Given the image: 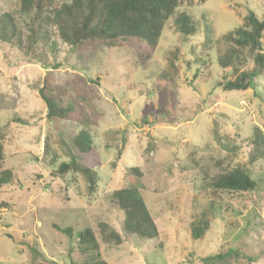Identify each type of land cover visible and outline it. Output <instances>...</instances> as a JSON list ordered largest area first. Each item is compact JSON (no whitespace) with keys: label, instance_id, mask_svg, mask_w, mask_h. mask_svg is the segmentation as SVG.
<instances>
[{"label":"rangeland","instance_id":"1","mask_svg":"<svg viewBox=\"0 0 264 264\" xmlns=\"http://www.w3.org/2000/svg\"><path fill=\"white\" fill-rule=\"evenodd\" d=\"M19 6L0 0V16H14L26 41ZM249 12L262 20L264 0H184L153 49L132 39L93 40L72 51L56 28L30 52L0 41V177L9 171L12 178L0 188V264H82L90 254L80 252L77 237L87 229L108 264H206L217 255L208 264H264V145H254L257 129L264 139V74L247 91L218 85L234 80L218 60ZM181 14L194 35L178 31ZM253 67L249 58L244 71ZM40 90L80 107L79 129L91 132L101 161L95 193L80 173H59L79 158L76 132L49 122ZM235 168L260 181L257 191L212 187ZM124 188L140 190L157 240L124 234L113 198ZM200 221L209 231L194 239Z\"/></svg>","mask_w":264,"mask_h":264},{"label":"trees","instance_id":"2","mask_svg":"<svg viewBox=\"0 0 264 264\" xmlns=\"http://www.w3.org/2000/svg\"><path fill=\"white\" fill-rule=\"evenodd\" d=\"M205 3L206 0H198ZM184 0H20L19 13L28 18L24 27L28 32L26 41L18 30V23L11 14L0 16V41L15 43L21 50L30 52L41 41L50 39V29L56 28L64 44L77 50L88 41H99L109 46L119 42L137 40L148 48H156L160 42L167 22L183 5ZM178 31L184 36L196 33L192 20L187 14H181L177 19ZM264 18L260 20L254 12H249L244 18V25L230 32L225 41L229 48L221 55L218 65L221 69L231 72L234 80L218 84L225 91H247L254 81L264 74ZM57 44L51 45L56 54ZM177 53L174 60L177 61ZM251 58L254 67L245 70L248 59ZM43 63L42 60H39ZM189 65V64H188ZM171 69L178 74V67L171 62ZM219 87V86H218ZM41 100L46 105V117L53 126L66 124L73 128L76 135L71 139L72 146L79 158L73 156L69 163L59 168L60 174L70 171L80 173L88 182L89 193H95L98 186L96 168L101 166L93 136L82 125V111L75 104H64L60 95H46L40 90ZM65 125V126H66ZM56 128V127H55ZM254 145L259 148L264 145L259 130H256ZM259 132V133H258ZM0 127V164L4 161V147ZM254 162V161H253ZM139 174L138 170H132ZM11 173L5 171L0 177V188L11 184ZM211 185L217 191H233L250 193L257 191L260 181L254 179L250 172L235 168L214 178ZM113 198L117 201L118 209L124 213L123 231L125 235L141 238L144 241H154L159 237L157 225L137 188H124L116 191ZM68 236H73L70 228L61 230ZM209 231V223L200 221L192 229V237L201 239ZM112 238L118 236L113 233ZM78 247L82 254H90L82 264H108L99 254L100 244L95 233L90 230L82 231L78 237ZM238 255V253H236ZM220 255L207 257L204 262L220 260Z\"/></svg>","mask_w":264,"mask_h":264}]
</instances>
